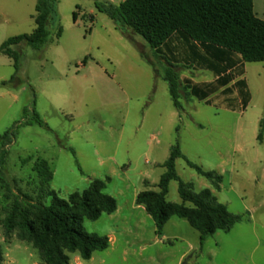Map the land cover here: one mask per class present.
<instances>
[{
  "label": "rangeland",
  "instance_id": "obj_1",
  "mask_svg": "<svg viewBox=\"0 0 264 264\" xmlns=\"http://www.w3.org/2000/svg\"><path fill=\"white\" fill-rule=\"evenodd\" d=\"M123 1L57 0L44 48L16 49V77L13 59L0 55V137L22 125L0 152L1 218L15 195L50 205L51 192L66 200L103 180L118 210L84 227L111 244L83 264H264V63H245L251 93L246 110L241 99L208 105L183 88L179 112L163 78L167 63L141 36L128 37L97 8ZM5 5L11 16L0 18V47L37 27V0ZM178 71L195 83L215 78L192 68ZM35 112L46 126L35 123ZM173 146L223 182L216 191L185 159L176 163L181 180L195 193L212 190L219 203L244 217L230 233L209 237L203 250L200 233L186 219L171 218L160 235L136 203L139 193L158 191ZM40 160L53 171L49 185L36 171ZM178 189L172 181L169 203L182 204ZM0 248L1 264H43L32 245L17 234L6 236L3 227Z\"/></svg>",
  "mask_w": 264,
  "mask_h": 264
},
{
  "label": "trees",
  "instance_id": "obj_2",
  "mask_svg": "<svg viewBox=\"0 0 264 264\" xmlns=\"http://www.w3.org/2000/svg\"><path fill=\"white\" fill-rule=\"evenodd\" d=\"M57 3V0H38L35 31L10 38L0 47V55L14 61V77L20 70V54L16 49L25 44L37 50L44 48L50 38L49 25L58 16ZM97 8L125 35L132 32L141 36L153 53L168 64L163 78L169 84L177 111H182L183 88L208 105L214 100L224 103L241 99L243 110L249 106L251 93L243 78L245 63H264V21L255 15L253 0H124L119 6L97 5ZM74 18L77 19L76 14ZM180 68L209 71L215 78L211 82L195 83L183 79ZM35 123L46 126L36 112ZM21 126H15L0 137V152L13 142ZM5 158L4 154L3 163ZM179 159H185L216 191L221 190L222 177L191 163L179 146H173L169 159L162 165L165 173L158 191L139 193L136 203L152 217L160 235L173 217L186 219L200 233L202 243L218 231L230 233L244 217L231 213L210 189L195 193L177 173ZM36 171L46 185L53 181L48 162L40 160ZM172 181L179 183L182 204L167 201ZM106 185L103 180L93 181L83 193L74 192L66 200L51 192L50 205L41 200L35 202L27 195H15L12 204L4 210L5 218L0 214V227L6 236L17 234L20 240L32 245L43 264H72L75 255L90 261L96 252L108 250L110 239L88 233L85 221L96 222L102 215H112L118 210L116 199L104 192Z\"/></svg>",
  "mask_w": 264,
  "mask_h": 264
},
{
  "label": "crops",
  "instance_id": "obj_3",
  "mask_svg": "<svg viewBox=\"0 0 264 264\" xmlns=\"http://www.w3.org/2000/svg\"><path fill=\"white\" fill-rule=\"evenodd\" d=\"M253 1H254V13H255V15L259 19H261V20L264 21V0H253ZM37 3H38V0H37ZM5 4H6V0H0V18H7L8 16H11V14H10L11 12H8L7 7H6ZM127 36L128 37H132L131 34H130V32H128ZM194 72L197 73V72H200V71H194ZM204 72H209V71H204ZM188 79L194 81L193 78L192 79L191 78H188ZM209 82H211V81H209ZM201 83H204V82H201ZM199 241H200L201 250H203V247H204V244H205L206 241L204 243H202L201 242V237L199 238ZM110 244H111V241H110ZM74 263H76V264H83V260L79 256L75 255L74 256ZM72 264H73V261H72Z\"/></svg>",
  "mask_w": 264,
  "mask_h": 264
}]
</instances>
